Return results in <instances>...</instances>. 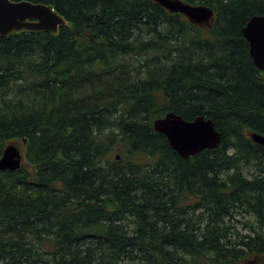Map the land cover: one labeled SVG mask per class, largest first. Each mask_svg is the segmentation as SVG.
Listing matches in <instances>:
<instances>
[{
  "label": "trees",
  "instance_id": "trees-1",
  "mask_svg": "<svg viewBox=\"0 0 264 264\" xmlns=\"http://www.w3.org/2000/svg\"><path fill=\"white\" fill-rule=\"evenodd\" d=\"M12 1L66 25L0 36V158L26 159L0 170V264H264V72L243 34L264 0H181L209 27L156 0ZM169 112L221 144L179 157L153 127Z\"/></svg>",
  "mask_w": 264,
  "mask_h": 264
},
{
  "label": "water",
  "instance_id": "water-1",
  "mask_svg": "<svg viewBox=\"0 0 264 264\" xmlns=\"http://www.w3.org/2000/svg\"><path fill=\"white\" fill-rule=\"evenodd\" d=\"M172 14L184 15L196 26H211L215 12L206 5H192L181 0H156ZM66 25L65 19L53 7L30 1L0 0V36L22 31L57 32ZM250 45V56L256 68L264 72V16H254L243 30ZM156 132L163 134L171 148L183 159H189L202 151L216 149L222 142V134L213 120L200 116L185 120L174 112L154 121ZM251 140L264 147V136L251 133ZM21 149L9 144L0 158L1 171H16L23 161Z\"/></svg>",
  "mask_w": 264,
  "mask_h": 264
},
{
  "label": "rangeland",
  "instance_id": "rangeland-1",
  "mask_svg": "<svg viewBox=\"0 0 264 264\" xmlns=\"http://www.w3.org/2000/svg\"><path fill=\"white\" fill-rule=\"evenodd\" d=\"M200 27H204V26H200ZM9 144H14L17 147H19L21 149V152L24 156L23 161H22V165H26V159H25V150L23 148V146H21L19 144V142H15V143H9ZM122 144H118L114 146V150L113 152L110 154L109 158L110 160L114 159L116 156H119L120 154H122ZM254 171V168H248L246 169L244 172H246V174L248 176H250V174ZM249 172V173H248ZM249 221V222H248ZM247 222V223H246ZM233 224L236 226L237 231L240 234H249L251 232L250 227L252 226H257L256 220L253 216H249L247 215L246 217L244 215H239L236 217V221L233 222Z\"/></svg>",
  "mask_w": 264,
  "mask_h": 264
}]
</instances>
